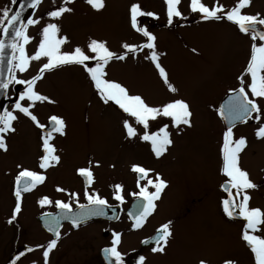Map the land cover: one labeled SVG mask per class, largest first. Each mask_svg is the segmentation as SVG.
I'll use <instances>...</instances> for the list:
<instances>
[{
    "label": "rangeland",
    "instance_id": "1",
    "mask_svg": "<svg viewBox=\"0 0 264 264\" xmlns=\"http://www.w3.org/2000/svg\"><path fill=\"white\" fill-rule=\"evenodd\" d=\"M217 2L228 10L237 0H203L209 7ZM104 3L105 7L96 11L86 0H73V3L66 5L73 11L53 20L48 13L65 6L64 0H44L32 17L38 19L39 23L27 29L28 35L32 37L26 46L28 54L37 50L42 28L48 23H57L59 35L68 38V43L62 49L64 51L76 46L87 50L86 45L91 39L106 41L109 49L117 53L123 51V43L143 44L146 38L131 26L130 8L138 4L143 12L155 14L139 16L138 26L155 35L160 63L178 92L168 91L154 64L145 58L149 51L147 49L134 56L130 54L125 61L110 63L108 78L126 86L131 94L141 95L150 106H162L174 99L185 100L193 113L192 127L182 126L178 132L169 124L173 146L160 160H153L150 144L138 137H127L121 122L122 115L111 103L105 105L99 99L80 66H65L45 73L44 78L37 82L36 90L55 103L38 102L31 110L42 121H46L51 114L65 120L67 127L62 164L58 173L49 175L55 188L51 189L47 183L36 193H24L22 211L9 224L15 178L22 169H34L41 137V131L17 112L19 118L14 122L16 131L6 138L7 151L0 150V264H8L11 259L16 260L17 256L25 258L21 264H44L42 254L47 247L48 236L42 231L38 218L45 212L43 208L51 205L41 207L39 200L49 195L51 200L63 199L68 202L71 200L69 192H80L82 186L74 183L71 172L74 166L94 168L96 182L92 191L105 199H111L116 184H121L123 190L129 188L131 167L127 166L133 164L153 165V173H159L169 181L170 186L163 199H174L166 204L168 210L163 214L166 219L173 220V209L185 204L183 201L188 193V180L192 184L202 182L207 185L191 195L203 197L196 200V211L190 215L191 220L197 217L203 224L204 241L200 231H191L192 245L189 251L196 252L177 253L168 257L158 255L144 264H198L201 260L206 264H224L229 259L235 264H254L250 250L241 239L244 225L228 221L218 208L221 181L218 152L222 146L224 127L218 122L215 113L218 102L240 86L238 77L246 68L250 38L226 20H204L199 14L191 12L190 0H181L179 8L183 18L174 17L172 24L168 23L164 0H104ZM6 8L12 10L11 0H0V13ZM243 11L264 17V0H251V6ZM193 49L196 51L193 52ZM42 62H31L24 73L17 70L16 77L31 79L37 74ZM13 87L19 101L25 85L12 84L9 90L11 99L15 98ZM257 101L264 109V100L257 98ZM22 103L27 104V101ZM7 110L14 111V105L8 106ZM261 122H264V114ZM166 123H169L166 118H158L150 131ZM133 126L142 134V128L134 123ZM257 127L258 122L254 119L237 127L234 139H247V146L240 154V167L249 173L250 179L257 185L256 189L248 190L250 207L264 210V140L255 136ZM61 142L62 139H57V143ZM97 162L99 167H96ZM58 187L64 188L65 192L57 191ZM81 200L79 197V202ZM72 206L77 209L75 201H72ZM89 231L80 239L78 235L69 234L57 243L49 254L48 264H99L96 262L97 246L87 235ZM36 245V249L27 250ZM200 248L203 250L197 251ZM25 252L30 253L24 255Z\"/></svg>",
    "mask_w": 264,
    "mask_h": 264
},
{
    "label": "snow or ice",
    "instance_id": "2",
    "mask_svg": "<svg viewBox=\"0 0 264 264\" xmlns=\"http://www.w3.org/2000/svg\"><path fill=\"white\" fill-rule=\"evenodd\" d=\"M42 0H31L29 7L36 8ZM92 9L99 11L105 7L104 0H86ZM12 4L16 0H11ZM73 0H64L65 6H60L56 10L50 11L48 16L53 20L60 19L65 13H71L73 9L69 5ZM167 6L168 23L172 24L173 18H183L179 5L181 0H164ZM251 6V0H237V3L230 9L218 2L209 7L203 3V0H190L189 7L191 12L199 14L204 20L221 21L226 20L238 28L241 34L250 38L249 58L244 72L238 77L239 87L231 90L228 100L219 108V115L227 121L229 127L223 133V143L221 148L222 155V174L226 177V182L222 185L223 191L227 193V198L222 200V210L229 219L241 218L244 221V227L241 233V239L250 250L254 264H264V210L259 207H250L251 196L250 189H256L257 185L249 177V173L240 167V154L247 146V139L240 137L234 139L233 127L237 121L247 122L254 119L258 122L255 136L264 140V122H261V116L264 109L257 103V98L264 100V30L259 26H264V17L258 13L247 14L243 10ZM23 8V5H21ZM154 16V13H145L138 4L131 5L130 16L131 26L137 32L142 33L146 42L140 45L123 43L121 53L109 49L106 41L91 39L86 45V49L80 46L74 47L70 51H64L63 46L68 43L66 36L59 35L60 28L57 23H48L42 28L41 39L37 50L29 55L26 46L31 42L32 37L28 35V27L39 23L38 19H28L25 23L22 12L11 13L6 8L0 13V33L4 39H0V65L4 62L6 49H11V55L8 59L9 76L6 80L0 79V89H7L11 84L25 85V91L21 93L19 101L15 103L14 111H5L0 114V150L7 151L6 138L9 134L15 133L14 122L18 120L17 112L29 118L35 127L42 132V155L39 158L38 167L41 170H47L60 164L61 157L57 154V148L52 143L54 134L60 136L66 135V122L57 115L49 117V124H42L38 117L31 110L39 103H55L54 100L36 90L37 82L42 80L45 73H49L65 66H80L87 74L99 99L108 105L110 102L135 125L142 128V134L138 132L137 127L129 119L123 120V128L128 138H139L151 146V151L156 158H160L167 153L173 144L172 134L169 131L171 127L182 130V126L192 127L193 113L189 104L183 99H174L162 106H150L139 94H131L128 88L120 82L109 79L107 68L113 61H125L129 55H136L144 49L149 50L145 58L154 64L163 84L171 93H177L178 89L169 81L166 69L160 63V55L156 51V37L146 29L138 26L137 18L139 16ZM11 36V39L8 37ZM196 50L193 49V52ZM43 61L36 75L31 79H19L15 72H26L31 62ZM2 75V74H0ZM27 101V104L21 103ZM255 114V115H254ZM158 118H166L169 123L159 126L157 130L150 131V122ZM96 167H99L97 162ZM131 171L137 174V192L132 195L140 201L135 212H130L129 216L133 220L132 228L140 229L146 223L156 210L157 201L161 199L162 192L167 188L168 183L159 173L152 176L153 170L146 169L140 165H133ZM77 174L83 178L86 189L84 197L87 204L79 203V193L69 192L71 200L52 201L47 196L39 200L41 207L55 204V207L61 210L63 216H52L45 214V224L48 230L53 232L55 239H52L46 249L43 251L44 264H48V258L51 251L57 246L60 236L59 227L62 218L70 219L73 227L96 215H105V207L108 201L101 197L96 191L88 189L94 184L95 178L92 167H81L77 169ZM46 176L42 172L29 169H22L15 178V207L12 217L8 223L11 224L17 215L21 212V202L23 194L32 191L38 185L43 184ZM143 182V183H142ZM151 189V190H150ZM59 192H65L64 188L58 187ZM114 199L121 204L124 203L123 186L115 185ZM72 201H75L76 207L81 211L79 214L73 212ZM111 246L104 248L103 252L108 264H124L123 254L119 251L121 243V234L113 232ZM172 236L171 221L164 223L157 229L154 237L156 246L151 249L152 252L163 253L169 237ZM143 243L148 244V240ZM29 251H32L30 248ZM23 255V254H21ZM16 260L12 264H16ZM145 257H139V264H144ZM200 264H206L201 260ZM224 264H235L233 260H225Z\"/></svg>",
    "mask_w": 264,
    "mask_h": 264
},
{
    "label": "flooded vegetation",
    "instance_id": "3",
    "mask_svg": "<svg viewBox=\"0 0 264 264\" xmlns=\"http://www.w3.org/2000/svg\"><path fill=\"white\" fill-rule=\"evenodd\" d=\"M139 20H140V17H139ZM137 21H138V19H137ZM139 27H141V25H139ZM259 27H260V30H264V26H259ZM12 89L15 93V98L11 99L9 97V104H8L9 106L10 105L15 106V103L18 102V94L16 93L14 87ZM219 103L220 102H218V104L216 105L217 107H215V113L217 114L218 122L223 124V120L221 119V117L218 114ZM257 103H259V102L257 101ZM112 107H114V106H112ZM116 109H117V107H116ZM117 111L122 115L121 122H123V120L126 118L129 119L130 122H133V121H131V118L127 117V114L123 113L122 110L117 109ZM35 115L38 117L39 121L42 124H45L46 126H48L49 117L51 115H56V114H51V115L47 116L46 121H42L37 114H35ZM25 118L28 119L31 122V124L35 127V125L33 124V122L29 118H27V117H25ZM251 120H253V119L248 120L247 124ZM152 124H155V121L150 122V128H151ZM35 128L37 129V127H35ZM237 129L238 128L233 130V134H235V130L237 131ZM39 131H41V130L39 129ZM41 137H42V132H41ZM41 137L39 139L40 148L38 150V154L35 157L36 163H35V167H34L33 171L42 172L46 176V180L43 184L38 185L32 191L26 192V193H32V194L36 193L40 189V187L45 186L47 183L49 184L51 189H54L55 185H53V181H52V179L49 178V175H52L56 172L58 173L60 171L58 169L61 167V164H62V159H61L59 165H57L53 168L51 167V168L47 169L46 171L41 170L38 167L39 158L42 155ZM57 139H62V142L57 143ZM65 139H66L65 135L60 136L59 134H54V139H53L52 143L57 148V154L60 155V157L63 156L62 151H63ZM221 139H222V143H223V134L221 135ZM172 146H173V144H172ZM172 146H170L169 148H171ZM221 148H222V146H221ZM221 148L219 149V152H218V154H219L218 173H219V177L221 179L220 184H219V190H218V193H219L218 208L220 210V214L223 215L228 221H230L232 223H237V224L242 223L244 225L243 222H239V221H235V220L227 218L224 215L223 210H222V200L225 198V194H224L223 190L221 189V186L225 181V177L223 176L222 171H221V169H222ZM168 151H169V149H168ZM150 154H151L150 156H151V158H153V160L159 159V158L155 157V155L152 151ZM166 154L167 153H165L164 155H166ZM154 164H156V163H154ZM133 165H140L146 169H151V170L153 168V165H152V167L149 166L150 168L143 165V164H133ZM132 166L129 165L127 167L132 168ZM81 167H89V166H84V165H78L77 166L76 165L72 168L71 172H72V176L74 178V183H77V185L82 186V190L80 192H77V193H79V197L82 199L81 202H79V203L87 204V200L84 197L86 184H85L83 178H81L77 174V169L81 168ZM131 168L129 171L130 181H128L130 186L126 190H123L124 203L121 204L119 201H116L114 199V192H113L111 199H106L108 201V206L105 207V209H104V210H107V212H105L106 213L105 215L93 216V218H91V219H89L83 223H80L78 227H73L72 223L64 222L61 225V227L58 229L59 233H60L58 243L62 242L64 240V238L66 236H68L69 234L78 235L79 239H80L83 235H85L84 233L86 231H89L88 229L91 228V230L88 232L87 235H89L93 239L94 245L96 244V246H97L96 262H98L99 264H108V262L105 258L103 249L111 246V241L113 239V235H112L113 232H118L121 234V243L119 245V251L123 254L124 264H139V257L140 256L145 257V260H144V263H145L151 257L158 256V255L163 256V257H168L171 255H176L177 253L192 254V253L196 252V251H194V252L189 251V247L192 245L191 231L193 229L195 231H200L202 233L201 234L202 240L204 241V235H203V231H202L203 224L199 220V218H197V217L195 219L191 220L190 215L192 214V212L196 211L195 210L196 205H197L196 200L202 199L203 197L196 198V197H192L191 195L196 190H201V189L206 188L207 185L203 184L202 182L192 184L188 180L186 183V188L188 190V193H187V195L183 201V202H185V204L182 206H178L176 209H173V212H174L173 220L172 219H166V218H163V214L165 213L166 210H168L166 208V204L169 203L170 199H174V198L169 197L167 199H163L166 190L170 186V183L165 177L161 176L164 180L167 181L168 186L162 192L161 199L156 202L157 207H156L155 212L150 217H148L146 223L143 225L142 228L133 229L132 228L133 220L129 216V213L135 212L137 210V205L140 203V201H138L132 195V193L137 192L139 189L137 188V174L132 172ZM92 170H93L94 178H95L94 168H92ZM151 175L155 176L153 171H152ZM95 182H96V180H95ZM95 182L88 189L89 191L93 190ZM68 189L74 190V188H68ZM14 191H15V187H14V190H12V198H13L12 205H11L12 214H13V210H14L15 203H16ZM45 196H47L49 199H52L51 196H49V195H44L43 197H45ZM56 200H63V199H54L52 201L54 202ZM63 201H65V200H63ZM186 201L188 203H186ZM65 202H67V201H65ZM22 205H23V197H22V202H21V211H22ZM43 210L45 212L38 218V223H39L42 231L48 236V243H49L52 239H55L56 237L54 234L50 233L49 231H47L46 229L43 228L39 219L42 216H44L46 213L51 214V215H55V214H57V212L60 209L56 208L55 204L53 203V205H51L50 207H45V208H43ZM73 210H75L74 207H73ZM20 213L17 216H19ZM169 221H171L172 236L169 237L164 252L163 253L152 252L151 249L156 246L154 237L157 234V229H159L162 224L167 223ZM96 226H101L102 228H97ZM115 229H118L120 231H116ZM144 240H148L149 243L148 244L143 243ZM201 244L199 245V247L201 246ZM36 248H37V245L33 246V248H31V249H36ZM27 250L29 251V249H27ZM202 250L203 249L200 248L197 251H202ZM89 251H90V249H89ZM29 253L30 252H25L24 255L29 254ZM23 259H25V258L20 257V259L16 261V264H21L22 263L21 261ZM12 261H13V259H11V262H9L8 264H12ZM198 264H200V261L198 262Z\"/></svg>",
    "mask_w": 264,
    "mask_h": 264
},
{
    "label": "water",
    "instance_id": "4",
    "mask_svg": "<svg viewBox=\"0 0 264 264\" xmlns=\"http://www.w3.org/2000/svg\"><path fill=\"white\" fill-rule=\"evenodd\" d=\"M30 3H31V0H18L17 3H16V5H15V7H14V9H13V11H12L13 14L16 11H21L22 12V17H23L25 23L33 15L34 11L38 7V6L36 8L29 7ZM21 5H23V8H21ZM0 39H4V36H3L2 33H0ZM8 39H11V36H9ZM10 55H11V49H6L5 50V55H4V62H3L2 65H0V74H2V75H0V79H2V80H6L8 78V76H9V72H8V67H9L8 66V59H9ZM7 92H8V88L7 89H0V114H2L3 109H4L5 105H6ZM228 98H229V96L226 99H224V101L222 102L221 106H223L225 104V102L228 100ZM241 123H244V122L237 121L235 123V126L237 124H241ZM224 126H225V130H227V128L229 127L227 121H225V120H224ZM80 211L81 210L79 209V210L74 211V213L79 214ZM104 211L107 212V210H104ZM58 216H63V214L60 212ZM91 218H93V216H91L88 219L83 220L82 222H85V221H87V220H89ZM235 219L240 220L241 218H235ZM40 221H41L43 227L47 231H49L48 230V227L45 224V219L44 218H41ZM66 221L71 222L70 219L62 218L60 220V226H61V224L63 222H66ZM49 232L52 233V234H54L51 231H49Z\"/></svg>",
    "mask_w": 264,
    "mask_h": 264
}]
</instances>
